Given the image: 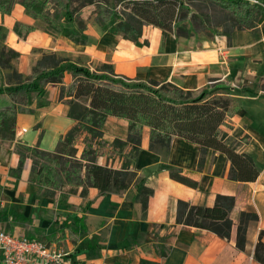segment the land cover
<instances>
[{
    "label": "crops",
    "instance_id": "crops-1",
    "mask_svg": "<svg viewBox=\"0 0 264 264\" xmlns=\"http://www.w3.org/2000/svg\"><path fill=\"white\" fill-rule=\"evenodd\" d=\"M246 1L251 4L258 1L255 6L262 12L255 30L235 31L228 38L214 33L213 37L201 34L183 39L174 35L163 37L158 28L145 26L143 33L144 29L154 32L152 39L142 35L143 43L148 45L138 47L139 43L112 34L114 39L103 49L110 48L113 52L112 58L104 63L111 64L117 74L127 78L167 82L185 91L206 89L212 95L231 98L234 115L228 120L232 128L230 135L247 137L248 141L240 144L238 151L254 159L259 170L254 182L230 181V163L218 152L209 151L199 168L200 148L179 138H174L169 151H150L149 130L145 129L141 153L133 163L139 180H144L143 186L153 190L145 216L138 201L139 190L134 186L124 193L111 192L104 197L97 189L89 188L87 197L83 198L80 188L69 187L64 189L66 198L61 202L59 196L44 197L30 183V159L25 160L19 174L14 171L19 165L17 144L55 153L60 136L73 127L74 122L67 116L69 106L57 101L58 90L48 85L40 103H29L30 114L17 115L14 141H0V230L63 249L74 264H141L142 261L264 264L253 256L259 241L264 243V0ZM17 24L35 26L37 21L26 16L19 4L10 15L0 14V31L5 34L0 46L19 54L18 62L12 65L21 76L29 77L34 61L44 53L67 56L57 43L49 40L42 45L38 43L43 36L38 29L26 38L16 34ZM87 31L88 27V35ZM63 44L65 51L82 54L90 48V43L80 46L68 38ZM122 54L133 55L129 58L133 66L124 63ZM28 57L30 63L22 60ZM143 66H149L155 73L157 69L163 72L149 78L128 76ZM65 75V82L70 83ZM208 82H213V86H208ZM127 130V122L114 117L107 119L103 129L108 140L123 141L128 137ZM99 160L100 165L106 164L105 159ZM169 170L180 171L197 182L198 188L173 181ZM218 195L236 199L232 212L235 224L229 241L206 230L200 233L176 223L178 200L212 207ZM241 212L256 213L259 217L248 225L244 251L238 250L235 242ZM160 243L171 248L163 259L156 249Z\"/></svg>",
    "mask_w": 264,
    "mask_h": 264
},
{
    "label": "trees",
    "instance_id": "trees-1",
    "mask_svg": "<svg viewBox=\"0 0 264 264\" xmlns=\"http://www.w3.org/2000/svg\"><path fill=\"white\" fill-rule=\"evenodd\" d=\"M196 1L205 7L216 6L225 13L227 26L216 34L227 38L235 31L255 30L262 15L255 4L246 0ZM16 4L24 8L26 16L42 21L51 35L67 33V38L80 46L90 43L86 34L88 22L82 18L88 7L93 8L90 17L94 26L134 44L139 43L145 26L158 28L163 37L174 35L183 39L200 31L212 36L216 30L209 26L210 16L191 7L186 0H0V14L10 15ZM33 31H37L35 26L17 24L14 28L23 38ZM18 56L11 49L0 52V79L7 77L16 81L7 89L0 86V141H14L17 115L30 114L29 97L42 100L48 85L58 90L57 101L69 106L67 116L74 122L67 134L60 136L55 153L20 143L16 146L19 165L15 174L30 159V183L44 197L59 196L61 202L66 198V187L80 188L83 198L87 197L89 188L97 189L104 197L111 192L124 193L134 186L139 190L138 201L145 216L153 190L143 186L144 180H139L133 169L141 153L145 129L149 130L150 151H169L174 138H179L200 148L199 168L209 151L218 152L230 163V181L247 183L258 178L254 159L238 151L239 145L248 141L247 137L230 135L232 128L228 120L234 115L231 98L212 95L206 89L185 91L167 82L127 78L107 63H101L95 70L77 67L54 53L42 54L23 81L11 66V61ZM2 69L10 73L2 75ZM65 74L71 75L70 83L65 82ZM109 117L127 122L125 141L105 137L103 129ZM77 146L83 148L79 158ZM98 158H104L106 164L100 165ZM117 162V168L110 165ZM169 173L173 181L198 188L197 182L180 171L169 170ZM215 200L212 207L178 200L176 223L200 233L206 230L229 241L235 224L232 212L236 199L218 195ZM258 220L256 213H239L235 239L238 250H245L248 225ZM156 249L163 259L171 248L160 243ZM253 256L256 261L264 262V243L259 241ZM141 264L154 263L142 261Z\"/></svg>",
    "mask_w": 264,
    "mask_h": 264
},
{
    "label": "rangeland",
    "instance_id": "rangeland-1",
    "mask_svg": "<svg viewBox=\"0 0 264 264\" xmlns=\"http://www.w3.org/2000/svg\"><path fill=\"white\" fill-rule=\"evenodd\" d=\"M191 1H193V0H186L187 3L192 5L191 7L197 8L199 11H201V12L203 11L204 13H206L210 16V18L208 19L209 26H210V28L216 29V30H214L213 33H217L216 31L220 32L221 30L225 29V26H227L225 23V13L220 8H218L216 6L205 7V6L201 5L196 0H194V2H191ZM202 8H203V10H202ZM193 10H195V9H193ZM92 11H93V8L88 7L86 9H84V12L82 15V18H85V20L88 22V31L87 32L91 38L90 45H89L90 48L88 49V52H86L85 54L76 53L72 50L70 51L69 49H68V51H65V50H67V48L64 47L63 42L67 40L68 34L63 33V34L51 35L50 33L47 32L46 25L42 21L41 22L37 21V24L35 25V27L38 29V32L43 34L42 38H40L38 43H40L42 45L46 42V40L47 41L49 40L48 42L52 41L55 44L57 43L58 49L64 50V53H67V56H64L66 58L58 55L63 61L66 60L70 64L73 63L75 66H78V67H86L87 66V67H90L92 70H95L96 68H98L100 66L101 63L107 62V61H109L110 58H112V55H113L112 50L110 48H104L103 49V47H105V45H107L106 43L113 40L114 37L112 34L105 33L100 28L95 27L92 24V18L90 17ZM69 28H70V26H69ZM144 30L145 31L143 33V36L145 35V37H146V35H147V39H149V37L152 39V36L154 33L153 30L152 29H150V31H149V29H144ZM148 31H149V33H148ZM201 34L204 35L205 33L200 31L197 34V36L198 35L200 36ZM4 37H5V34L1 30L0 31V43H1V40L4 39ZM143 41H145L144 38H142L141 43L139 42L138 47H141L143 45ZM4 48L5 47L0 46V52ZM5 49H7V48H5ZM51 53H53V52H51ZM18 59L19 58L17 57L13 61H11V66L13 69H15V71H16V67H15V65H12V63L14 61L18 62ZM22 60H24L27 63H30L29 57L23 58ZM35 64H36V61H34L33 66ZM161 72H163L162 69H157V73H161ZM9 73H10L9 70H5V69L1 70L2 75H7ZM157 73H155L154 71H150L149 66H143V68H141V69H137L136 71L129 72L128 76L139 77V78H149L151 76H156ZM67 75H68V77H67L68 81H71V75H69V74H67ZM25 78H27V77H23L22 80L25 81L26 80ZM15 82H16L15 79L11 80V79H8L7 77H3L2 79H0V86L3 87L4 89H7L9 87V85H14ZM207 84H208V86H213L212 84H214V83L208 82ZM217 89H220V88H217ZM34 102H37V104H38L41 101L38 100L35 96H30L29 97V103L33 104ZM245 105L246 104L244 103V106ZM77 147L79 149L78 154H77V158H79L81 153H82L83 148L80 146H77ZM99 159H104V158H98V163H100ZM110 165H112L115 168H117L119 166L118 162L115 164L110 163ZM66 188H68V187H66Z\"/></svg>",
    "mask_w": 264,
    "mask_h": 264
},
{
    "label": "built area",
    "instance_id": "built-area-1",
    "mask_svg": "<svg viewBox=\"0 0 264 264\" xmlns=\"http://www.w3.org/2000/svg\"><path fill=\"white\" fill-rule=\"evenodd\" d=\"M254 1L253 4H257ZM0 264H74L63 249L0 230Z\"/></svg>",
    "mask_w": 264,
    "mask_h": 264
},
{
    "label": "bare ground",
    "instance_id": "bare-ground-1",
    "mask_svg": "<svg viewBox=\"0 0 264 264\" xmlns=\"http://www.w3.org/2000/svg\"><path fill=\"white\" fill-rule=\"evenodd\" d=\"M131 56H133L132 54L131 55H126V54H122V55H120V58L121 59H123V61H124V63H126V64H128V65H132L133 64V60H129V58L131 57ZM130 62V63H129ZM133 66V65H132Z\"/></svg>",
    "mask_w": 264,
    "mask_h": 264
}]
</instances>
